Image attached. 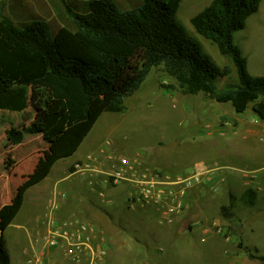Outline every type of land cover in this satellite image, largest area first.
<instances>
[{
  "label": "trees",
  "instance_id": "obj_1",
  "mask_svg": "<svg viewBox=\"0 0 264 264\" xmlns=\"http://www.w3.org/2000/svg\"><path fill=\"white\" fill-rule=\"evenodd\" d=\"M183 1L138 0L122 5L115 0H90L84 13L66 4L72 27L55 28L51 22L35 19L20 28L11 19L0 18V110L26 114L31 108L33 112L27 128L7 132L8 143L21 145L29 135L54 146L72 134L79 136L77 141L56 153L60 160L73 156L98 117L123 113L126 100L159 67L185 94L203 93L217 103H231L239 114L252 105L264 121V77L249 74L247 59L234 43L235 33L245 29L263 0H213L191 20L199 35L234 62L238 84L223 91L216 83L233 70L219 68L204 55L200 43L178 22ZM165 90L171 93L175 87L165 86ZM55 163L46 166V176ZM43 180L28 181L11 203L0 207V264H11L4 232L20 213L28 190ZM242 199L252 205L256 193L248 189ZM232 207H222L225 220L233 217ZM246 250L251 259L264 263L258 250Z\"/></svg>",
  "mask_w": 264,
  "mask_h": 264
},
{
  "label": "rangeland",
  "instance_id": "obj_2",
  "mask_svg": "<svg viewBox=\"0 0 264 264\" xmlns=\"http://www.w3.org/2000/svg\"><path fill=\"white\" fill-rule=\"evenodd\" d=\"M212 1L184 0L177 20L188 34L200 43L204 55L219 68L230 67L233 70L232 75L221 78L216 83L218 91H223L230 85L238 84L234 62L231 58L221 55L217 45L199 35L191 22V19ZM70 7L79 13H84L85 10L72 5ZM18 13L17 4L12 6L11 0L0 2V18L11 19L16 26L23 28L24 24L21 23ZM50 22L55 28L60 27L56 20ZM65 25L72 27L73 20H67ZM234 43L247 59L249 74L264 77V0L259 12L247 20L245 29L235 33ZM165 86H174L175 90L169 93ZM125 107L123 113H102L77 152L61 161L60 158L57 159L56 151L71 145L79 136L75 138L72 134H67L56 145L48 146L42 137L28 135L23 144L14 146L8 143L7 132L27 128L33 119L32 109L26 114L0 110V206L11 203L19 189L28 181L44 178L41 184L30 189L32 193L29 191L26 194L20 213L4 232L11 264H33L28 262H34L39 255L48 230V221L50 218L56 219L55 211L51 207L52 199L58 194L68 196L73 189L81 204H75V209L67 214V217L90 224L83 209L90 200L112 216L118 227L129 223L131 232L121 231L120 240L133 251L145 252V247L137 242L142 236V229L136 218L140 209L138 205L128 201L131 189L126 183L117 186L108 183L106 174L118 169L122 161L127 160L137 169L157 170L171 176L187 175L194 172L199 163L206 164L210 161L209 156L216 149V145L210 141V135L226 141H237L246 135L255 120H259L252 111V105L245 113L239 114L231 103H217L203 93L196 96L185 94L177 81L162 67L151 71L141 89L126 100ZM62 153H65V149ZM90 159L95 172H90V175L77 173L68 177L76 170L77 164L84 166L90 163ZM54 161L57 164L52 167V173L46 176V166ZM67 163L75 164L65 171ZM232 165L244 169L241 164ZM238 173L243 175L245 171ZM49 187L52 192L44 200L40 193L47 191ZM55 190L58 193L53 195ZM112 192L116 197L110 202L108 197ZM101 193H104V198L100 196ZM230 195L223 197L220 206L231 202ZM232 204L235 207L232 210L233 218L229 219L230 229L223 228V234H217L224 239L237 235L235 242L238 248L241 243L245 251L246 245L256 247L260 255L264 256L263 211L257 212L254 227L251 228L252 209L247 208L242 199H235ZM214 215L215 220L216 217L225 220L220 208ZM243 221H246L247 227L244 237L241 227ZM109 222L111 229L117 227L110 219ZM108 242L110 251L114 247L111 240ZM147 243L150 247L153 246L150 241ZM221 256L222 254L219 255ZM208 258L209 256H205L200 263L195 264H211ZM171 263L191 264L183 259Z\"/></svg>",
  "mask_w": 264,
  "mask_h": 264
},
{
  "label": "crops",
  "instance_id": "obj_3",
  "mask_svg": "<svg viewBox=\"0 0 264 264\" xmlns=\"http://www.w3.org/2000/svg\"><path fill=\"white\" fill-rule=\"evenodd\" d=\"M11 1L12 6L17 4L18 16L24 26L35 19H43L48 22L56 20L60 27H65L67 26L65 22L72 19L66 4L75 6V8H85L90 0H65V2L62 0ZM115 1L122 5H130L138 0ZM76 12L79 13V11ZM259 120H255L252 127L248 128L246 135L237 141H226L210 135V137L212 136L210 141H213L212 143L216 145V149L209 156L210 161L206 164L199 163L196 166V168L205 167L209 170V173L203 179L202 184L194 187L189 192V207L182 215L176 218L174 223H161L153 210L139 206L140 210L136 218L139 227L142 229V236L140 235L141 237L137 239V242L146 248H143L145 250L143 253L131 250L120 240L122 232H131L132 229L129 223H124L122 227H118L112 216L89 200L86 206H83V209L86 211L90 224L96 227L98 231L103 232L107 237V241L111 240V245L114 247L108 252L107 264H173L171 262L180 261L181 259L195 264L200 263L205 256H209L208 260H210L211 264H264L260 260L251 259L245 251V247H237L235 242L238 238L237 235L227 239L219 236L216 231L218 228L230 229L229 219L223 220L216 217L217 219L215 220L214 215V213L219 212V208L222 210L221 207L224 205H226L224 207L233 206V210L235 205L232 202L235 199L237 201L242 199L248 189L256 193L254 203L249 206L246 205L247 208L252 209L250 220L253 218V224H250L251 228L254 227L255 216H258L257 212L263 211L264 213V121L260 120L261 122H259ZM234 134L236 135V132ZM233 163L243 165L244 169H238L235 165H232ZM73 164L67 163L65 171ZM226 170H238V172L243 170L245 173L241 175L238 172H227ZM77 173L79 171L75 170L68 177L75 176ZM51 192V187H49L47 191L40 194L45 200V197L49 196ZM57 193L55 190L53 195ZM113 193L108 197L110 202L116 197L113 196ZM227 194H232L229 196L231 202L220 206V201ZM33 196L36 195L33 194ZM75 204L80 205L81 202L77 199L73 189L65 200L59 201L58 208L55 211L57 221L62 223L72 220L73 217H67V214L75 209ZM109 219L117 226L115 229H111ZM245 222L241 223L243 237L245 228H247L245 227ZM148 241L152 243V247L148 245ZM246 247L258 250L256 247L249 245H246ZM221 254L222 256L219 257ZM256 254L262 256L259 250ZM210 255L218 256L220 259ZM62 261L61 259L57 260V264H66Z\"/></svg>",
  "mask_w": 264,
  "mask_h": 264
},
{
  "label": "built area",
  "instance_id": "obj_4",
  "mask_svg": "<svg viewBox=\"0 0 264 264\" xmlns=\"http://www.w3.org/2000/svg\"><path fill=\"white\" fill-rule=\"evenodd\" d=\"M76 170L79 173L96 171L91 159L84 166L77 164ZM208 173L209 170L202 166L187 175L171 176L157 170L137 169L123 160L118 169L106 175L108 183L115 186L126 183L130 187L129 203L150 208L161 223L172 224L188 209L189 192L202 184ZM100 196L105 197L104 193ZM66 197L65 194L55 196L51 201L52 210L56 211L59 201ZM217 232L223 234V228H218ZM108 244L105 234L89 223L77 219L61 223L50 218L39 255L34 262L28 263L57 264L61 259L66 264H107Z\"/></svg>",
  "mask_w": 264,
  "mask_h": 264
}]
</instances>
